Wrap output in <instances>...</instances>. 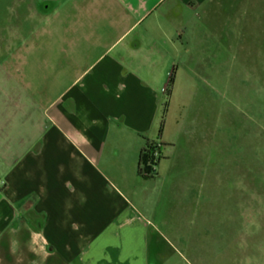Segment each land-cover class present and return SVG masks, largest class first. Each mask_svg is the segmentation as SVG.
Here are the masks:
<instances>
[{"label":"crops","instance_id":"obj_1","mask_svg":"<svg viewBox=\"0 0 264 264\" xmlns=\"http://www.w3.org/2000/svg\"><path fill=\"white\" fill-rule=\"evenodd\" d=\"M214 1L31 0L29 46L56 56L45 88L61 91L0 193V264H149L128 184L162 145L171 55Z\"/></svg>","mask_w":264,"mask_h":264},{"label":"rangeland","instance_id":"obj_2","mask_svg":"<svg viewBox=\"0 0 264 264\" xmlns=\"http://www.w3.org/2000/svg\"><path fill=\"white\" fill-rule=\"evenodd\" d=\"M30 4L0 0V193L61 91L45 88L56 56L29 46ZM197 15L171 55L163 160L128 206L150 224L149 264H264V0Z\"/></svg>","mask_w":264,"mask_h":264},{"label":"trees","instance_id":"obj_3","mask_svg":"<svg viewBox=\"0 0 264 264\" xmlns=\"http://www.w3.org/2000/svg\"><path fill=\"white\" fill-rule=\"evenodd\" d=\"M172 85V78L170 76L168 80V88ZM166 97H168L169 93L165 91ZM167 108V102L163 104V115H162V122L163 124V116L164 112ZM162 145L156 141H147L143 150L140 152L138 157V168H137V175L139 178L142 179H149L152 178L156 173V168L161 160H163L162 152H161ZM157 154V158L155 159L153 154Z\"/></svg>","mask_w":264,"mask_h":264},{"label":"built area","instance_id":"obj_4","mask_svg":"<svg viewBox=\"0 0 264 264\" xmlns=\"http://www.w3.org/2000/svg\"><path fill=\"white\" fill-rule=\"evenodd\" d=\"M153 156H154V158H155V159L157 158V154H156V151H155V153L153 154Z\"/></svg>","mask_w":264,"mask_h":264}]
</instances>
